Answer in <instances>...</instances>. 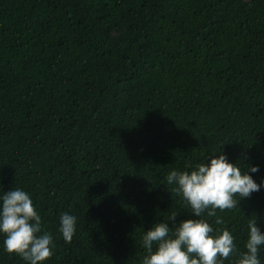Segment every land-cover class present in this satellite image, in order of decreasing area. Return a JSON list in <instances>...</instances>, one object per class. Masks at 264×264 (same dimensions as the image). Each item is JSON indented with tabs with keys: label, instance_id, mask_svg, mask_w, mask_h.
<instances>
[{
	"label": "trees",
	"instance_id": "1",
	"mask_svg": "<svg viewBox=\"0 0 264 264\" xmlns=\"http://www.w3.org/2000/svg\"><path fill=\"white\" fill-rule=\"evenodd\" d=\"M214 149L264 177V0H0V190L30 193L43 264H139L143 230L191 215L167 172ZM216 214L242 248L264 188Z\"/></svg>",
	"mask_w": 264,
	"mask_h": 264
},
{
	"label": "clouds",
	"instance_id": "2",
	"mask_svg": "<svg viewBox=\"0 0 264 264\" xmlns=\"http://www.w3.org/2000/svg\"><path fill=\"white\" fill-rule=\"evenodd\" d=\"M259 165H239L226 153L211 150L186 169L172 168L165 180L182 199L191 215L177 221V212L157 220L141 234L144 254L139 264H261L260 247L264 246V230L255 218L246 222V239L238 248L233 233L222 225L216 210L233 209L240 200L264 188L250 173ZM206 217H214L209 222ZM74 214L62 211L58 231L70 241L76 229ZM171 222V226L169 225ZM0 236L3 250L18 254L25 264H43L55 247L53 235L45 230L42 217L30 193L15 186L0 190Z\"/></svg>",
	"mask_w": 264,
	"mask_h": 264
}]
</instances>
